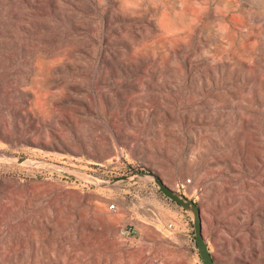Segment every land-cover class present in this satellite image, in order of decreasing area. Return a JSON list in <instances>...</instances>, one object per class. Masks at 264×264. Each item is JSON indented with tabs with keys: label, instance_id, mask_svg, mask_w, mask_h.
I'll use <instances>...</instances> for the list:
<instances>
[{
	"label": "rangeland",
	"instance_id": "rangeland-1",
	"mask_svg": "<svg viewBox=\"0 0 264 264\" xmlns=\"http://www.w3.org/2000/svg\"><path fill=\"white\" fill-rule=\"evenodd\" d=\"M196 209L264 264V0H0V264H205Z\"/></svg>",
	"mask_w": 264,
	"mask_h": 264
},
{
	"label": "water",
	"instance_id": "water-1",
	"mask_svg": "<svg viewBox=\"0 0 264 264\" xmlns=\"http://www.w3.org/2000/svg\"><path fill=\"white\" fill-rule=\"evenodd\" d=\"M195 227H196V242L198 244V248L200 250V255L202 257V260L204 261L205 264H209L211 262L208 254L205 252V250L202 248V235H201V219L199 216V210H195Z\"/></svg>",
	"mask_w": 264,
	"mask_h": 264
},
{
	"label": "built area",
	"instance_id": "built-area-1",
	"mask_svg": "<svg viewBox=\"0 0 264 264\" xmlns=\"http://www.w3.org/2000/svg\"><path fill=\"white\" fill-rule=\"evenodd\" d=\"M108 207H109V209H111V210H115V205H114V203H110V204L108 205ZM121 233H122V235H124V236L127 237V238H134V237L137 235V231H136V229H133V228L128 229V230H123V231H121Z\"/></svg>",
	"mask_w": 264,
	"mask_h": 264
},
{
	"label": "bare ground",
	"instance_id": "bare-ground-1",
	"mask_svg": "<svg viewBox=\"0 0 264 264\" xmlns=\"http://www.w3.org/2000/svg\"><path fill=\"white\" fill-rule=\"evenodd\" d=\"M167 1H168V0H167ZM168 4H169V3H168ZM170 6H171V5H170ZM169 9H170V8H169ZM166 12H167V11H166ZM161 15H162V14H161ZM160 17H161V16H160ZM163 18H164V17H163ZM160 19H162V18H160ZM165 19H166V18H165ZM168 21H169V20H168ZM161 23H162V22H161ZM161 23H160V24H161ZM158 24H159V23H158ZM162 25H163V24H162ZM172 26H173V25H172ZM168 27H169V26H168ZM162 29H163V28H162ZM180 30H181V29H180ZM176 33H177V32H175L174 34H176ZM169 34H170V33H169ZM174 34H173V35H174ZM178 34H180V33H178ZM168 38H169V37H168ZM164 39H165V38H164ZM164 39H163V40H164ZM153 46H155V45H153ZM157 46H158V45H157ZM160 48H161V47H160ZM155 49H156V48H155ZM152 51H154V50H152ZM154 53H156V52H154Z\"/></svg>",
	"mask_w": 264,
	"mask_h": 264
}]
</instances>
